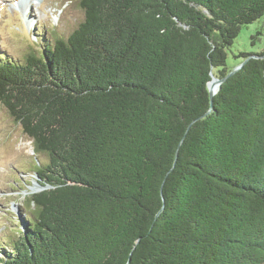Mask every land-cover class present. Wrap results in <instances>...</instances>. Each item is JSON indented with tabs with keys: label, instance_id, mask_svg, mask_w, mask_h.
<instances>
[{
	"label": "trees",
	"instance_id": "16d2710c",
	"mask_svg": "<svg viewBox=\"0 0 264 264\" xmlns=\"http://www.w3.org/2000/svg\"><path fill=\"white\" fill-rule=\"evenodd\" d=\"M79 5L66 37L0 52V104L46 158L0 264H264V39L226 65L264 0Z\"/></svg>",
	"mask_w": 264,
	"mask_h": 264
},
{
	"label": "rangeland",
	"instance_id": "374dc122",
	"mask_svg": "<svg viewBox=\"0 0 264 264\" xmlns=\"http://www.w3.org/2000/svg\"><path fill=\"white\" fill-rule=\"evenodd\" d=\"M83 15L79 0H0V52L19 59L29 49L38 51L40 41L66 37ZM258 29L262 34L252 44L251 35ZM239 31L227 49L228 67L242 60L234 56L239 52L262 49L264 15ZM45 160L44 154L34 152L31 140L0 104V237L22 229L25 198L42 188L35 181L34 165Z\"/></svg>",
	"mask_w": 264,
	"mask_h": 264
},
{
	"label": "water",
	"instance_id": "95a60500",
	"mask_svg": "<svg viewBox=\"0 0 264 264\" xmlns=\"http://www.w3.org/2000/svg\"><path fill=\"white\" fill-rule=\"evenodd\" d=\"M241 65H242V63L238 64L237 66H235V68H232L228 75L232 74ZM222 81H223V78H217L213 74H211V79L207 83V88H208L210 99L212 98V96L215 93V91L219 88V86H220Z\"/></svg>",
	"mask_w": 264,
	"mask_h": 264
},
{
	"label": "bare ground",
	"instance_id": "6f19581e",
	"mask_svg": "<svg viewBox=\"0 0 264 264\" xmlns=\"http://www.w3.org/2000/svg\"><path fill=\"white\" fill-rule=\"evenodd\" d=\"M32 0H27V2L31 3Z\"/></svg>",
	"mask_w": 264,
	"mask_h": 264
}]
</instances>
